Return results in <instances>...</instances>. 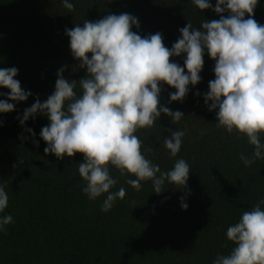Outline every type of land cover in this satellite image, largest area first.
Segmentation results:
<instances>
[{
	"label": "trees",
	"instance_id": "1",
	"mask_svg": "<svg viewBox=\"0 0 264 264\" xmlns=\"http://www.w3.org/2000/svg\"><path fill=\"white\" fill-rule=\"evenodd\" d=\"M71 2L73 12L63 7L62 0H0V68L16 67V79L32 93L27 101L16 103L13 112L0 113V184L9 196L0 215L13 217L0 232V264H212L218 254L227 255L234 247L227 240V228L264 198V160L245 167L240 154L250 156L253 146L246 137L216 127V113L203 99L215 78V61L207 54L201 82L189 86L182 103L170 102L175 89L161 85L160 105L185 116L175 123L161 114L155 126L135 133L143 142L142 151L150 149L144 151L146 157L162 171L180 158L189 163L184 189L165 183L164 191L156 194L151 181H145L137 191L126 183L135 177H122L112 169L118 180L112 191L124 187L126 195L102 212L105 197L89 200L82 191L85 181L78 164L83 155L57 159L45 154L47 145L39 133L48 125L47 118L37 114L22 127L17 117L22 118L37 98L44 102L54 92L60 68L65 79L86 77L65 32L76 24L82 27L85 20L128 13L139 21V28L132 31L141 37L159 32L171 48L188 22L199 28L204 19L220 16L210 9L199 10L191 0ZM215 2L211 0L213 7ZM253 18L264 24V0H259ZM183 60V54L170 58L182 67ZM9 91L0 88L4 94L0 99H6ZM169 130L186 133L174 158L163 146ZM181 197L188 204L186 210L181 208Z\"/></svg>",
	"mask_w": 264,
	"mask_h": 264
},
{
	"label": "clouds",
	"instance_id": "2",
	"mask_svg": "<svg viewBox=\"0 0 264 264\" xmlns=\"http://www.w3.org/2000/svg\"><path fill=\"white\" fill-rule=\"evenodd\" d=\"M191 3L201 11H214L220 18L204 19L199 28L188 22L179 29L180 38L171 48L164 45L159 32L141 37L132 31L139 28V21L128 13L109 14L95 22L85 20L82 27L76 24L66 29L72 56L80 62L79 68H86V77L65 79L64 68H60L54 92L44 102L37 98L22 118L17 117L22 127L37 114L47 118L48 125L39 133L47 145L45 154L57 159L83 155L78 164V173L85 181L82 191L89 200L105 197L102 212L110 211L126 195L124 187L112 191L118 183L112 169L122 177H135L126 183L137 191L145 181H151L156 194L164 191L165 183L176 189L187 187L189 163L180 158L170 170L162 171L146 157L144 151L150 149L142 151L143 142L135 133L155 126L161 114L175 123L185 116L160 105L161 85L175 89L169 94L170 102L182 103L189 86L201 82L205 54L215 61V78L209 81L203 99L208 110L216 113V127L246 137L253 146L250 156L240 154L245 167L264 160V24L253 18L259 0H216L214 7L211 0ZM62 4L69 12L75 11L71 0H62ZM182 54L183 67L170 62ZM17 76L14 66L0 68V88L10 90L6 99H0V113L13 112L16 103L32 95L22 88ZM169 133L163 146L174 158L186 133ZM34 143L39 145V141ZM8 202L5 186L0 184V214ZM181 208H188L184 197ZM12 222V215H0V232ZM226 237L234 247L227 255L218 254L212 264H264V198L242 212L227 228Z\"/></svg>",
	"mask_w": 264,
	"mask_h": 264
}]
</instances>
